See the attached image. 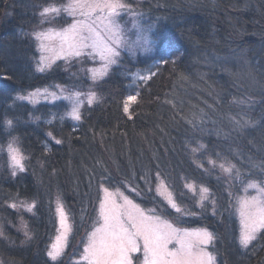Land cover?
<instances>
[{
  "label": "trees",
  "instance_id": "16d2710c",
  "mask_svg": "<svg viewBox=\"0 0 264 264\" xmlns=\"http://www.w3.org/2000/svg\"><path fill=\"white\" fill-rule=\"evenodd\" d=\"M62 1L0 0V261L68 264L72 253L82 252L107 188L180 228L208 229L217 264H264V231L242 250L235 208L246 182H264V0H127L155 47L148 54L123 52L98 81L90 77L87 56L34 72L33 30L51 25L40 12ZM149 70L156 73L150 80L138 78ZM55 85L96 94L77 123L64 116L67 102L32 105L16 98ZM130 95L137 99L125 113ZM233 118L257 125L239 128ZM13 138L25 156L15 175L6 152ZM225 161L236 165L238 176L220 169ZM158 172L180 212L157 193ZM199 187L208 189L207 199L199 198ZM59 202L72 232L54 263L47 252Z\"/></svg>",
  "mask_w": 264,
  "mask_h": 264
},
{
  "label": "snow or ice",
  "instance_id": "6c2138e0",
  "mask_svg": "<svg viewBox=\"0 0 264 264\" xmlns=\"http://www.w3.org/2000/svg\"><path fill=\"white\" fill-rule=\"evenodd\" d=\"M122 9L130 10L131 5L126 3L125 0H69L66 5L53 3L44 7L40 15L44 19H48L49 17L58 16L63 11L68 15L75 16L79 10V15L84 19L74 20L68 28L56 33L60 39L61 50H66L69 55L75 56L85 54V50H91L93 55H99L105 61L106 69L108 65L115 63L116 58L120 55L121 48L128 47L129 50H132L133 45L147 47L149 44L147 36H139L133 42L126 41L123 30L116 22V17ZM98 12L103 13V15L93 18V14ZM97 21L103 25V31L98 30ZM43 35V33L36 34L38 39ZM160 62L167 64L168 60L161 56ZM173 63L175 62L173 61ZM45 67L47 65L44 64V58L42 57L37 70L43 72ZM95 75L94 73L93 79H95ZM154 75L156 73L149 70L147 75L138 78L147 82ZM75 96L77 99L70 115L73 119L79 120L81 118L79 112L80 93H76ZM18 98L25 99V97ZM95 99L96 94L94 92L88 94L89 104H92ZM136 99L137 96L133 95L127 97L124 103L125 113L129 111V101H135ZM234 102L237 104L248 103L247 100L238 98H234ZM233 120L239 128H254L257 125V122L250 119L241 121L233 118ZM6 123L11 126L12 121L8 120ZM49 135L52 134L49 133ZM56 143L59 144L61 141L56 140ZM193 151H196V149H193ZM8 152L13 168L12 174L15 175L17 169L23 171L25 157L19 147L15 146V138L9 143ZM209 163L213 166L216 165V161L211 159ZM219 167L229 176L239 175L236 165L230 161L220 163ZM160 179V173L158 172L157 180ZM187 186L191 187V185ZM248 187L255 188L258 196L240 201L239 211L242 227L239 243L244 249H247L257 239L258 233L264 231V184L251 181ZM104 192L105 198L100 204L102 223L89 234L88 242L81 257L86 264H137V261H139V264H216L215 256L202 247L214 240L213 234L207 229L195 233L175 229L166 221H162L159 216L146 214L139 205L133 203L127 196L121 194L123 203H117L113 194L107 188H104ZM201 192L207 193L208 189L201 187ZM167 199L172 208L177 212L181 211L180 206L170 195ZM201 199L204 200L207 197L202 196ZM10 206L17 207L16 204ZM32 207H34V204L27 205L29 211ZM57 211L63 232L57 237V243L53 244L47 252L52 261H56L62 255L67 241V234L71 230L66 225L67 217L63 205H59ZM3 236L4 233L0 229V237ZM193 236H195V240L192 239ZM25 237L31 239L27 232H25ZM173 241H175L177 247L169 248V244H172ZM137 254H142V259ZM0 264H3V262L0 261Z\"/></svg>",
  "mask_w": 264,
  "mask_h": 264
},
{
  "label": "rangeland",
  "instance_id": "374dc122",
  "mask_svg": "<svg viewBox=\"0 0 264 264\" xmlns=\"http://www.w3.org/2000/svg\"><path fill=\"white\" fill-rule=\"evenodd\" d=\"M136 1H141V0H136ZM68 2H69V0H63L62 2H59V3L54 2V4L66 5ZM125 2L128 3L127 0H125ZM50 4H53V2L45 5L44 7H47ZM98 15H103V13H99V12L95 13V14H93V18H95V16H98ZM62 17H64V19L66 17V19L68 21L63 23V24H57L56 20L61 19ZM81 19H84V17L79 15V10L77 11V14L75 16L68 15L66 12L62 11L58 16L49 17L48 19L43 18V20H50L51 25L40 26V27H37L36 29L33 30L32 37L35 40L37 50L39 52V57H38V60L36 61L35 67H34V72L36 74L46 73L59 60H67L68 61V60H71L73 58H77V57H81V56H87L92 60V64L89 67V71H88L90 74V77L93 81H98V80H101L102 78H104L108 74L110 69L118 63L119 58L121 57L123 52H128L131 54H136V53L148 54L151 51H153V49L155 47V43L151 39L149 31L147 30L149 27L141 25L140 20H139V15L135 12V10L132 7L130 10L129 9H122V10H120L119 15L116 17V22L120 26V28L123 30V32L125 34L126 41L127 42H133V41H136L139 36H147V38L149 40V44L147 47H143L140 45H133L132 50H129L128 47L121 48L120 55L116 58L115 63L108 65L107 68L105 69V61H103L99 55H93L91 50H85V54L80 55V56L69 55L66 50H63V51L61 50L60 39L56 35V33H59L61 30L68 28V26L73 24L74 20H81ZM97 28H98V30L103 31V25L100 24L99 21H97ZM37 33H43L44 35L38 39L36 36ZM42 57L44 58V64L47 65V67H45V71L40 72L37 69L41 63ZM94 73L96 74L95 79H93ZM100 73H103V74L101 75ZM76 93H80V96H79V101H80L79 112H81L82 107L86 103H88V94L91 93V91L90 92H80V91L78 92V91H75V90L60 86V85H55V86H51V87L37 88V89L30 90V91H27L24 93H20L16 96V98L20 101H25V102H28L32 105H36L39 103L53 104V103H55L57 101H61V100L64 102H67V104L69 105V108H68L67 112L64 114V116H66L68 119H70L73 123H77L79 120L73 119L72 116L70 115L72 108L75 104V101L77 99L75 96ZM31 94H35V95H31ZM18 97H25V99H19ZM13 139L10 140L9 143L12 142ZM9 143L6 146V152L8 155V159H9V152H8ZM15 146L19 147L16 140H15ZM19 149H20V147H19ZM24 161H25V159H24ZM24 161H23V164H25ZM9 165H10V168L12 169V173H13V168L11 167L10 159H9ZM17 172H19L18 169L16 170V173ZM251 181H257V180H251ZM251 181L246 182L243 185V187L241 188L242 189L241 192L235 197V208H236L237 217H238V242H239V236H240L241 227H242L241 216H240V211H239L240 201L245 199V198H251L254 196H258L257 190L255 188L248 187L249 182H251ZM257 182H259V181H257ZM261 183L264 184V182H261ZM158 185H159V190H158ZM192 186L193 185H191V189L193 190L194 186L193 187ZM108 190L113 194V197H114V199H116L117 203H123V199L121 197V194H123V196H127L128 199L132 200L133 203L139 205V207L142 208L146 214L159 216L162 221H166L168 224L172 225V227L175 229H179L181 231L188 230L189 232H192V233H195L199 230L206 229L204 227L180 228V227L176 226L171 220H168V219L162 217L161 215L155 213L151 209H147V208L143 207L142 205L137 203L135 200L130 198V196H128L124 191H122L120 189H108ZM156 191L167 203H168L167 198L169 195L171 196V198L173 200H175L174 195L171 192V190L169 189V187L162 181L158 182L157 187H156ZM196 191H197L200 199L202 196H204L206 194V193L201 192V187L196 188ZM104 198H105V192H104V188H102L101 189V199H100L99 205L97 207L96 223L94 224L92 229H90V231L85 236V243L82 246V252L80 254H78L77 252L72 253V255L69 257L68 264H86V262H84L81 259V257L83 255L84 248L88 242L89 234L94 230V228L99 227L100 224L102 223V220L100 217V204H101V201L104 200ZM175 202H176V200H175ZM27 205H32V203L25 204V207H27ZM59 205H63V204L61 202H59L56 205V209H55L56 231H55V234H54V236H53V238L49 244L48 250L51 248V246L53 244L57 243V237L59 235H61L63 232V228L61 227V222H60V216H59V213L57 211V208ZM169 206H170V204H169ZM63 210H64L66 217H67L66 225L68 227H70L71 230L67 234V241H66L65 247L63 248L62 255L56 261H52L48 257L54 263H58L61 260V258L64 256V254L68 248L69 238H70V235L72 232V223H71L70 217H69L67 210L65 209L64 205H63ZM207 231H209V230L207 229ZM192 239L195 240V236H193ZM213 242H214V240L207 245H203L202 247H204L208 252H211L215 256L216 264H217V257L214 254V252H212V250H211ZM239 245H240V243H239ZM175 247H177L175 241H173L172 244H169V248H175ZM241 249L245 250L242 247H241ZM137 255H140L141 259H142V254H137ZM137 264H139V261H137Z\"/></svg>",
  "mask_w": 264,
  "mask_h": 264
}]
</instances>
